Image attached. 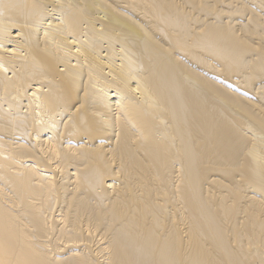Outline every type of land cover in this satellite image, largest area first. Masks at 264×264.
<instances>
[{
	"label": "bare ground",
	"instance_id": "6f19581e",
	"mask_svg": "<svg viewBox=\"0 0 264 264\" xmlns=\"http://www.w3.org/2000/svg\"><path fill=\"white\" fill-rule=\"evenodd\" d=\"M0 264H264V0H0Z\"/></svg>",
	"mask_w": 264,
	"mask_h": 264
}]
</instances>
